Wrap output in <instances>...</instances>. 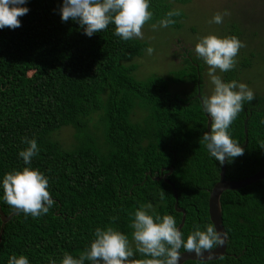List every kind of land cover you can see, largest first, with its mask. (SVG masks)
Returning <instances> with one entry per match:
<instances>
[{"label": "trees", "instance_id": "trees-1", "mask_svg": "<svg viewBox=\"0 0 264 264\" xmlns=\"http://www.w3.org/2000/svg\"><path fill=\"white\" fill-rule=\"evenodd\" d=\"M187 2L149 0L153 15L146 23H159L179 9L176 3ZM62 3L27 0L22 7L29 12L19 17L21 26L0 29V208L6 216L14 211L3 199L2 182L7 173L25 167L46 176L55 201L45 215L19 212L5 224L0 264L13 255L26 256L29 264H61L65 252L79 258L90 248L95 230L108 227L127 236L134 252L130 259L139 264L150 257L131 245L135 211L143 205L154 219L170 215L176 227L181 222L171 186L154 180L161 170L172 169L167 180L176 190L178 208L186 212L183 238L211 224L208 199L221 165L200 143L207 132L200 64L186 51L183 65L167 77L138 80L134 61L148 44L121 39L112 23L89 37L77 22L62 21ZM181 12L169 28L181 27ZM226 26L232 36L243 34L237 23ZM249 54L239 70L250 65ZM234 74L227 71L224 82H232ZM254 95L228 129L245 151L226 161V181L264 170V93ZM63 127L74 131L75 146L59 139ZM25 137L35 139L39 149L28 165L19 156L28 146ZM220 203L226 254L206 264H264V180L225 191Z\"/></svg>", "mask_w": 264, "mask_h": 264}, {"label": "clouds", "instance_id": "clouds-1", "mask_svg": "<svg viewBox=\"0 0 264 264\" xmlns=\"http://www.w3.org/2000/svg\"><path fill=\"white\" fill-rule=\"evenodd\" d=\"M27 0H0V29H16L21 26L19 17L27 14L29 9L22 7ZM149 0H63L59 9L61 19L67 22L70 19L79 24L84 33L91 37L107 29L110 23L115 25V35L128 41L133 38L143 39L142 27L152 18L149 10ZM181 10H170L166 18L159 22V27H168L175 24L172 19L180 16ZM229 15L216 13L211 23H223V17ZM155 30L158 25H152ZM242 41L235 36L220 38L208 35L199 40L195 45V53L209 66L208 75L214 85L210 96L201 97L203 111L211 117V131L205 132L200 143L206 146L211 157L224 165L227 159L232 163L236 157L244 154V148L235 142L229 135L228 129L238 114L243 111V103L255 99L254 92L244 83L232 81L225 83L215 73L217 69L227 72L235 67V57L244 47ZM154 49L149 47L147 53L151 55ZM22 142L28 146L19 152V156L26 165L38 154V145L35 139L23 138ZM49 181L38 169L29 167L22 171L7 173L2 182L4 201L17 213L23 212L25 216L40 217L49 212L55 201L47 190ZM164 191L161 192L163 198ZM152 205H147L151 208ZM115 219V218H113ZM160 221V222H157ZM134 229L133 240L138 253L144 257L139 264H179L180 249L185 252H194L199 257L201 264H206L204 253L211 259L213 249L225 244L226 232L221 233L212 224L206 225V230L199 227L191 232L186 240L183 233L177 229L174 217L157 215L155 219L149 215L142 205L134 213L131 224ZM134 256L129 247L126 235L108 227L106 230L97 228L95 239L90 248L74 258L65 252L61 264H138L130 259ZM8 264H29L26 256L13 255L9 257ZM50 264H56L51 260Z\"/></svg>", "mask_w": 264, "mask_h": 264}, {"label": "rangeland", "instance_id": "rangeland-1", "mask_svg": "<svg viewBox=\"0 0 264 264\" xmlns=\"http://www.w3.org/2000/svg\"><path fill=\"white\" fill-rule=\"evenodd\" d=\"M175 6L185 14L180 28L159 27L158 22L145 23L142 27L143 39L135 38L147 43L148 48L154 49L149 55L147 48L142 56L134 61L138 65L134 72L138 80L143 81L153 76L167 77L170 72L183 65V53L190 51L191 60L200 64V92L202 96H210L214 85L208 75L209 66L195 53V45L208 35L222 38L232 36L229 34V27L225 25L237 23L243 33L238 39L245 46L235 57V74L231 79L246 84L254 93H264V0H188L186 4L176 3ZM225 11L229 15L223 17V23L210 22L216 13L223 14ZM154 24L158 25L155 30L152 27ZM248 53L251 57L250 65L239 70V64L249 58ZM225 73L217 69L215 74L224 82ZM137 115L139 117L140 114ZM70 129L71 127H63L59 138L62 141H71L67 145L69 147L76 145L72 138L74 131ZM82 140H85L83 136ZM131 245H135L134 240Z\"/></svg>", "mask_w": 264, "mask_h": 264}, {"label": "water", "instance_id": "water-1", "mask_svg": "<svg viewBox=\"0 0 264 264\" xmlns=\"http://www.w3.org/2000/svg\"><path fill=\"white\" fill-rule=\"evenodd\" d=\"M197 96L199 97V94ZM205 116L207 118V132H210L211 131V117H209L207 113H205ZM244 132H245V136H246L244 146H246L247 142H248L246 129ZM226 161H227V159H226ZM225 167H226V162L224 165H221V170H220V174H219V181L212 188V190L209 194V199H208L209 220H210L211 224L214 227H216L218 229V231H220L221 233L225 232L223 224H222V210H221V203H220V199H221L222 194L225 191H232V190L244 188V187L251 185L252 183L256 182L257 180H264V170H262L261 172H258L256 174H254L253 176H251L247 179L241 180V181H236V182L226 181L225 180ZM162 172H163V170H161V174L158 177L154 178V180H157V181L163 180L171 186V188L173 190V194H174V199H175L174 209L177 213H180L182 215L181 222L177 227V229L181 231V229L183 228L184 223H185L186 212L183 209L178 208V197H177L176 190H175L174 186L167 180V177L172 173V169H169V171L166 174H162ZM18 214L19 213H17L14 210L10 215L6 216L0 208V221H1L0 242H1V235H2L3 228H4L5 224L10 222ZM225 241L226 242L223 246H220L217 249H213V254H212L211 259L208 260L209 254L207 252L204 253L203 259L206 260V262H209V261H216L219 258L223 257L226 254L227 236L225 238ZM199 259L200 258L197 257L194 252H191V253L182 252L180 260H179V264H184L187 261L200 262Z\"/></svg>", "mask_w": 264, "mask_h": 264}]
</instances>
